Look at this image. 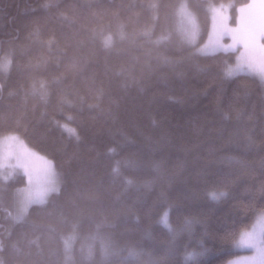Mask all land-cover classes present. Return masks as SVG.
<instances>
[{"label": "trees", "instance_id": "obj_1", "mask_svg": "<svg viewBox=\"0 0 264 264\" xmlns=\"http://www.w3.org/2000/svg\"><path fill=\"white\" fill-rule=\"evenodd\" d=\"M181 1L0 0V57L12 59L0 137L49 157L60 181L22 218L25 175L0 183V264H224L237 252L233 234L264 203V86L226 79L228 57L183 41ZM185 1L204 41L208 4L228 0Z\"/></svg>", "mask_w": 264, "mask_h": 264}, {"label": "snow or ice", "instance_id": "obj_2", "mask_svg": "<svg viewBox=\"0 0 264 264\" xmlns=\"http://www.w3.org/2000/svg\"><path fill=\"white\" fill-rule=\"evenodd\" d=\"M211 26L207 34V41L196 48L197 55L216 56L223 54L229 59H225L223 73L226 79H231L241 74L257 77L264 86V0H228V3H209ZM182 17L180 31L182 39L189 45H196L200 36L199 25L189 18L183 9L180 10ZM231 22V23H230ZM234 24L235 26H231ZM226 40L228 42H226ZM231 61V62H230ZM12 66L10 56L0 57V72L7 73ZM34 94L37 92L33 88ZM38 94L45 103L48 99L46 87L41 84ZM71 119V117H69ZM58 123V122H57ZM69 133L76 135L75 129L68 128L67 125H60ZM77 139L79 136L77 135ZM19 146L20 151H17ZM7 147V151H5ZM15 148V150H13ZM16 159L15 164H9V158ZM42 161L37 166L35 161ZM5 166L11 170L8 176L3 179L8 180L15 175L17 167L23 168L26 175H31L32 183L36 186V194H42L41 189L45 184H51L55 176V165L53 161L40 157L23 145L19 137L12 135L0 140V169ZM264 192V189L261 190ZM226 191L212 192L211 199L219 201L227 197ZM160 223L170 228L169 215L167 212L160 219ZM234 237L238 236L236 243L252 250L251 256L241 257L230 264H264V203L259 209V216L250 227H239ZM190 253L186 259H191Z\"/></svg>", "mask_w": 264, "mask_h": 264}, {"label": "rangeland", "instance_id": "obj_3", "mask_svg": "<svg viewBox=\"0 0 264 264\" xmlns=\"http://www.w3.org/2000/svg\"><path fill=\"white\" fill-rule=\"evenodd\" d=\"M181 9H183L185 11L186 15L189 18H191L192 20H194L200 27L199 19L197 17V14L188 6V4L186 3L185 0H182L180 2L179 6H178V11H177L178 16H179L180 26H181L182 17L180 16L179 13H180ZM231 26H235V25L232 24ZM206 41H207V37H206V39L204 41H201V42L197 43L196 44V48L199 47L201 44H203ZM226 42H228V41L226 40ZM12 135H15V136L19 137L17 134H10V135H5L3 137H0V140H3V139H5V138H7L9 136H12ZM19 139L21 141H23V145L25 147H27L29 150H31L32 152L37 153L40 157H44L47 160H51L46 155L40 153L35 148H33L30 145H28L21 137H19ZM13 150H15V148ZM5 151H7V147H5ZM17 151L18 152L20 151L19 146H17ZM8 163L9 164H15L16 163V159L14 157L9 158ZM34 163L37 166H39L42 163V161L37 160ZM10 170L11 169L9 167L5 166L3 169H0V175L8 176V173H9ZM17 171L23 173L25 175V177H26V183L21 185V186L16 187L15 188L16 190L13 192V200H14V203L16 204V206L18 207V217H16V218H22V217H24L26 215V213L28 212V210H29V208H30V206L32 204L45 202L53 192H56L59 189V187H60V181H59L58 172H57V170L55 168V176L52 178V183L51 184H45L43 186V189H41L42 194L37 195L36 194V186H35L34 183H32L31 175L30 174L26 175L24 170H23V168H20V167H17L15 169V174H16ZM15 178H18V174L16 176L15 175L11 176L8 180H5V179H3L2 176H0V183H9V182H11V180L14 181ZM5 206L8 207L6 203H5ZM258 216H257V218L255 219V221L253 223L256 222V220L258 219ZM250 227H248V228L250 229ZM234 248L237 250V252L233 256H231L224 264H230L231 261H234V260L239 259L241 257L251 256L253 254L251 249L243 247V246H239L236 243V241L234 243Z\"/></svg>", "mask_w": 264, "mask_h": 264}]
</instances>
